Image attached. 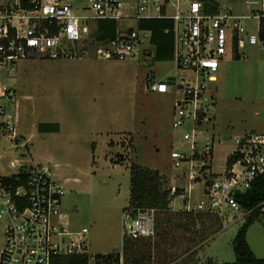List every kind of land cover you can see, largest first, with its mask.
Segmentation results:
<instances>
[{
	"label": "rangeland",
	"instance_id": "374dc122",
	"mask_svg": "<svg viewBox=\"0 0 264 264\" xmlns=\"http://www.w3.org/2000/svg\"><path fill=\"white\" fill-rule=\"evenodd\" d=\"M217 2L248 12L244 0ZM135 24L129 18L120 25ZM147 46L125 60L97 58L90 50L78 58L23 59L9 73L0 69V84L13 88L17 98V135L0 137V175L21 167L49 166L65 190L62 206L73 223L88 229L90 264H96L95 254L123 253L122 207L130 191L132 163L158 169L167 187L187 185L171 156L173 151H188L181 140L184 128L172 126L175 94L152 92L146 86L147 76L164 80L178 75L174 54L157 61L154 46ZM242 49L239 59L226 54L215 72L214 118L206 130L214 136L207 179L223 170L236 135L264 132V51L247 44ZM39 121L58 122L61 130L41 134L34 128ZM200 180L190 191L193 209H186L187 198L175 196L168 210L156 213L155 234L140 241L141 258L148 264L234 261L232 239L248 214L243 208L199 213L195 208L204 186ZM262 212L246 235L259 258H264Z\"/></svg>",
	"mask_w": 264,
	"mask_h": 264
},
{
	"label": "built area",
	"instance_id": "2783aa9c",
	"mask_svg": "<svg viewBox=\"0 0 264 264\" xmlns=\"http://www.w3.org/2000/svg\"><path fill=\"white\" fill-rule=\"evenodd\" d=\"M0 0V69L9 73L28 58H78L92 53L101 59L136 57L147 49L151 31L141 29V18H168L173 35L177 76L159 80L147 76L152 92L174 93L172 126L184 128L181 140L188 151H173L177 175L186 186H169L175 196L187 198L195 182L203 181L195 210L221 213L241 209L235 193L264 175V132L245 131L233 139L223 170L211 179L214 136L206 135L216 103L215 72L226 54L241 58L243 44L264 51V0H244L248 12L217 3L212 11L201 0ZM245 5V6H246ZM134 18L135 26L121 21ZM100 20L117 21L115 35L97 36ZM177 94V95H176ZM17 98L13 88L0 84V137H16ZM212 125V124H211ZM233 157L231 164L227 158ZM18 163L19 161L16 160ZM21 167V166H19ZM25 175V179L22 177ZM65 190L44 165L19 168L0 175V264H52L58 256L85 255V226L73 223L63 205ZM264 211V200L258 207ZM254 208L246 210L250 214ZM124 234L146 238L155 234L154 208L124 210ZM126 220L130 222L127 223ZM94 257V256H93Z\"/></svg>",
	"mask_w": 264,
	"mask_h": 264
},
{
	"label": "trees",
	"instance_id": "16d2710c",
	"mask_svg": "<svg viewBox=\"0 0 264 264\" xmlns=\"http://www.w3.org/2000/svg\"><path fill=\"white\" fill-rule=\"evenodd\" d=\"M204 2H213L210 4L212 11L217 10V0H201ZM118 23L114 20H100L98 22L97 36L99 38H110L115 35ZM137 26L141 29L151 31L150 43L154 46V58L157 61H163L173 55V35L171 32H165V29H171L173 22L168 18H141L137 21ZM264 37V31L261 32ZM238 58V56H235ZM57 123H41L38 125L40 131H57ZM233 157L227 158V163L231 164ZM26 167H21L25 170ZM130 170V186L128 205L123 207L124 210L137 208H154L156 213L159 210H168L171 197L169 196V187L167 181L160 174L158 169H151L132 163ZM25 179V175L22 180ZM236 200L244 210L254 208V210L245 217V221L237 229L233 239L232 248L235 259L232 263H219L209 258L205 264H264V258L256 257L251 250L247 239V231L252 223L259 218L261 206L259 203L264 200V175L257 177L244 191L235 193ZM191 212V211H189ZM209 214L208 212H199ZM264 216V211L262 212ZM156 215V214H155ZM217 219V215H212ZM156 228V218H155ZM217 232V231H215ZM151 237L133 239L127 235L122 237V251L104 254H95L96 264H148L141 258L143 247L140 244L142 240H149ZM89 257L85 254L68 255L56 257L52 264H90Z\"/></svg>",
	"mask_w": 264,
	"mask_h": 264
},
{
	"label": "crops",
	"instance_id": "0c3cea01",
	"mask_svg": "<svg viewBox=\"0 0 264 264\" xmlns=\"http://www.w3.org/2000/svg\"><path fill=\"white\" fill-rule=\"evenodd\" d=\"M149 44H151V43H149ZM148 44V45H149ZM152 45V44H151ZM148 52L151 54L152 52L150 51V50H148ZM237 55V54H236ZM236 55H234V56H236ZM231 56V55H230ZM238 56V55H237ZM231 57H233V56H231ZM240 57L238 56V59H239ZM225 59V58H224ZM224 59H223V61H224ZM152 77L153 76H155V75H151ZM27 97H29V96H27ZM41 123H57L58 124V127H59V129L57 130V131H40V130H38V125L39 124H41ZM34 128H36V130H37V132H39V133H41V134H46V133H52V132H59L60 130H61V126H60V124L58 123V122H48V121H39V122H34ZM56 164V163H55ZM57 165V164H56ZM49 167V166H48ZM53 172V171H52ZM126 199H127V203H126V205H128V200H129V194H128V197H126ZM126 205H123V207L124 206H126ZM122 207V208H123Z\"/></svg>",
	"mask_w": 264,
	"mask_h": 264
}]
</instances>
